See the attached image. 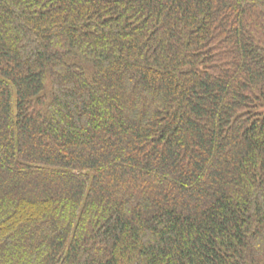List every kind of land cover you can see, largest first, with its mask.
Instances as JSON below:
<instances>
[{"label":"trees","instance_id":"16d2710c","mask_svg":"<svg viewBox=\"0 0 264 264\" xmlns=\"http://www.w3.org/2000/svg\"><path fill=\"white\" fill-rule=\"evenodd\" d=\"M0 264H264V0H0Z\"/></svg>","mask_w":264,"mask_h":264}]
</instances>
